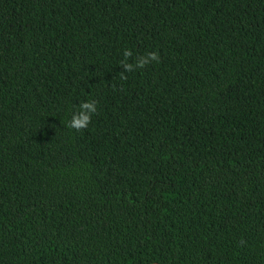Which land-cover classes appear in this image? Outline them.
Returning <instances> with one entry per match:
<instances>
[{"label":"trees","instance_id":"16d2710c","mask_svg":"<svg viewBox=\"0 0 264 264\" xmlns=\"http://www.w3.org/2000/svg\"><path fill=\"white\" fill-rule=\"evenodd\" d=\"M0 264H264V0H0Z\"/></svg>","mask_w":264,"mask_h":264},{"label":"clouds","instance_id":"9594fccd","mask_svg":"<svg viewBox=\"0 0 264 264\" xmlns=\"http://www.w3.org/2000/svg\"><path fill=\"white\" fill-rule=\"evenodd\" d=\"M125 59L122 60L121 66L123 67L124 71L121 73V78L126 79L124 72H132L133 71V64L126 62L128 58L132 56L131 49H125L123 53ZM159 54L158 52H149L146 56L138 57L135 63V67L137 68H144L148 65L151 61L159 62ZM79 111L74 113L71 120L68 122L67 126L70 129H75L76 131H81L88 127L91 123L92 115L97 112V102L96 101H88L83 102L79 105Z\"/></svg>","mask_w":264,"mask_h":264}]
</instances>
